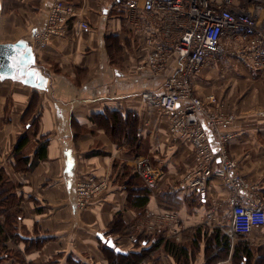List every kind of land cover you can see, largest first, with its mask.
I'll return each mask as SVG.
<instances>
[{
    "label": "crops",
    "instance_id": "crops-1",
    "mask_svg": "<svg viewBox=\"0 0 264 264\" xmlns=\"http://www.w3.org/2000/svg\"><path fill=\"white\" fill-rule=\"evenodd\" d=\"M51 1L0 0L1 45L25 42L34 57L30 68L43 81L38 87L0 80V193L11 201L0 226L14 235L0 237V264H138L144 252L158 264H235L242 237L253 259L264 253V226L233 238L224 226L214 227L227 222L226 189L217 179L201 196L184 188L182 179L196 164L192 146L171 141L169 117L140 97L162 91L172 59L159 75L137 69L145 60L144 36L127 25L113 0H66L89 30L75 33L74 19L64 36L36 45L33 35ZM246 3L234 0L236 7ZM229 64L204 67L191 86L207 110L233 116L225 129L227 155L264 197V69L254 75ZM22 137L27 141L17 155ZM207 138L216 152L209 130ZM137 156L158 170L154 190L134 176ZM84 175L105 178L107 188L76 208L75 184ZM211 210L214 221L206 219ZM224 236L226 259L217 253ZM166 241L181 254L164 249Z\"/></svg>",
    "mask_w": 264,
    "mask_h": 264
},
{
    "label": "built area",
    "instance_id": "built-area-1",
    "mask_svg": "<svg viewBox=\"0 0 264 264\" xmlns=\"http://www.w3.org/2000/svg\"><path fill=\"white\" fill-rule=\"evenodd\" d=\"M249 1L240 8L234 0H113V7L127 25L144 36L145 60L137 69L159 75L172 59L173 70L162 91H144L140 97L169 117L171 141H188L192 146L196 164L185 173L184 188L201 196L210 180L217 179L226 189V226L214 227H221L229 238L248 236L264 226V197L227 155L225 143L231 135L225 129L233 123V116L207 110L194 94L191 78L204 67L233 61L257 71L264 69V1ZM74 19L77 14L72 4L52 0L44 26L33 35V42L43 45L52 37L64 36ZM75 23V33L89 30L85 21ZM208 130L217 140L216 152L209 146ZM132 171L145 188L157 187L158 170L146 157H135ZM106 182L94 175L81 176L74 189L75 207H85L107 188ZM214 216L211 210L206 219L214 221Z\"/></svg>",
    "mask_w": 264,
    "mask_h": 264
},
{
    "label": "trees",
    "instance_id": "trees-1",
    "mask_svg": "<svg viewBox=\"0 0 264 264\" xmlns=\"http://www.w3.org/2000/svg\"><path fill=\"white\" fill-rule=\"evenodd\" d=\"M26 141H27V138L22 137L17 142V145L15 147V152L17 155L20 154V150L23 148ZM18 159H19V157H18ZM24 163H27V159H24ZM134 176L136 178H138L136 174H134ZM145 198L146 197L144 196V199ZM8 203H11L8 196H4L2 193H0V212L6 211V206ZM12 215L16 221L20 217L19 211L17 209L14 210ZM7 227H9V226H0V237H2L3 239L6 238L7 234H9V237H14V235L11 233L12 229L10 227L9 228H7ZM154 241L155 242L153 245H157L159 243H162V239L154 240ZM221 242H222L221 246L219 248V251H217V253L220 254V257L222 259H226L227 255L229 254V251H230L229 244H228L229 240H228V238L225 237L224 241H221ZM147 243H149V238H146L145 240H141L139 242L140 246L145 245ZM166 243H168V244H165L164 249L166 248L167 251H171V250L175 249L176 252L178 253L181 250V248H178V247L175 248V246H172L171 244H169L171 242L166 241ZM153 245H151L150 249L153 248ZM147 251L151 252L150 250H147ZM147 254H148V252H144V256H143L144 260L143 261L147 262V261L151 260V257L149 258V256H147ZM180 254H181V251H180ZM254 255H256V253L253 252L252 249L250 248L249 242L246 239H242V240L238 241L236 243V245L234 246L232 258H233V261L235 264H250V263L251 264H264V253L263 252H260V253L258 252V256L255 259H253ZM118 259H124V258L120 257Z\"/></svg>",
    "mask_w": 264,
    "mask_h": 264
},
{
    "label": "water",
    "instance_id": "water-1",
    "mask_svg": "<svg viewBox=\"0 0 264 264\" xmlns=\"http://www.w3.org/2000/svg\"><path fill=\"white\" fill-rule=\"evenodd\" d=\"M33 61L32 50L25 42L0 43V80H18L27 85L43 87L42 79L36 78L35 71L30 68Z\"/></svg>",
    "mask_w": 264,
    "mask_h": 264
},
{
    "label": "rangeland",
    "instance_id": "rangeland-1",
    "mask_svg": "<svg viewBox=\"0 0 264 264\" xmlns=\"http://www.w3.org/2000/svg\"><path fill=\"white\" fill-rule=\"evenodd\" d=\"M238 3H240L241 5L242 4H245L246 3V0H238ZM247 4V3H246ZM233 63H235V64H237V63H239V62H237V61H233L232 62V64H229V65H233V67H236ZM239 65H241V66H243V67H245V68H247V69H249L250 70V67H248L247 65H243V64H241V63H239ZM232 67V66H231ZM232 67V68H233ZM252 67V66H251ZM235 69L236 68H233V70L235 71ZM252 71V70H251ZM253 71H254V75H257V73L256 72H259V71H256V70H254L253 69ZM145 157V156H144ZM150 162H151V160L148 158V157H146ZM226 220H227V217H226ZM223 221V220H222ZM226 222L225 221H223V222H221V224H222V226H226V224H225ZM243 239L245 238V237H242ZM246 240H248L247 238H245ZM240 240H242L241 238L238 240V241H240ZM252 248V247H251ZM148 263H153V264H158V263H156V262H154L152 259L150 260V261H147Z\"/></svg>",
    "mask_w": 264,
    "mask_h": 264
}]
</instances>
